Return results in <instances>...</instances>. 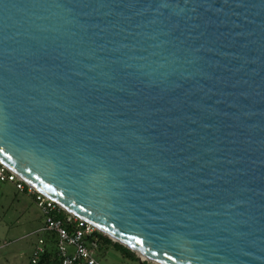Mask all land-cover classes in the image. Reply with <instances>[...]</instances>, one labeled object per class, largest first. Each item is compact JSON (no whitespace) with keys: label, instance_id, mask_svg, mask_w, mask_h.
<instances>
[{"label":"water","instance_id":"1","mask_svg":"<svg viewBox=\"0 0 264 264\" xmlns=\"http://www.w3.org/2000/svg\"><path fill=\"white\" fill-rule=\"evenodd\" d=\"M0 161L141 264H264V0H0Z\"/></svg>","mask_w":264,"mask_h":264},{"label":"rangeland","instance_id":"2","mask_svg":"<svg viewBox=\"0 0 264 264\" xmlns=\"http://www.w3.org/2000/svg\"><path fill=\"white\" fill-rule=\"evenodd\" d=\"M43 224L44 216L32 194L18 190L14 182L0 180V264H31ZM96 256L103 264H141L113 246L97 250Z\"/></svg>","mask_w":264,"mask_h":264},{"label":"built area","instance_id":"3","mask_svg":"<svg viewBox=\"0 0 264 264\" xmlns=\"http://www.w3.org/2000/svg\"><path fill=\"white\" fill-rule=\"evenodd\" d=\"M0 180L12 181L21 190L27 186L28 192L35 196V201L44 216V224L40 227L39 232L50 231L56 234L61 264H103L96 256V248L85 241V236L97 229L95 226L65 210L53 199L21 179L1 161ZM61 209L67 211L65 216L60 217L54 214L55 211ZM44 243L45 239L40 237L33 249V262H36L40 253L44 251Z\"/></svg>","mask_w":264,"mask_h":264},{"label":"trees","instance_id":"4","mask_svg":"<svg viewBox=\"0 0 264 264\" xmlns=\"http://www.w3.org/2000/svg\"><path fill=\"white\" fill-rule=\"evenodd\" d=\"M2 181V180H1ZM8 182V181H5ZM12 182V181H9ZM18 190L23 192H28L27 186L21 190L17 187ZM35 197V196H34ZM55 215L63 217L67 214V211L61 209L60 211H55ZM43 215V214H42ZM39 236L45 239L44 251L40 253L36 262L31 260V264H61V257L58 253L57 248V239L54 232H41ZM85 241L87 244L92 245L97 250H108L111 246L115 247L117 250H120L126 257L132 259H139L137 253L130 249L129 247L123 245L122 243L112 239L109 235L104 232L95 229L91 234L85 236ZM38 243V242H37ZM144 264H147V261H144Z\"/></svg>","mask_w":264,"mask_h":264},{"label":"bare ground","instance_id":"5","mask_svg":"<svg viewBox=\"0 0 264 264\" xmlns=\"http://www.w3.org/2000/svg\"><path fill=\"white\" fill-rule=\"evenodd\" d=\"M139 254H140V256H141L142 259H149V260H152L150 257H148L147 255H145V254H143V253H139ZM152 261H154V262H156V263L159 264V262H157V261H155V260H152Z\"/></svg>","mask_w":264,"mask_h":264},{"label":"crops","instance_id":"6","mask_svg":"<svg viewBox=\"0 0 264 264\" xmlns=\"http://www.w3.org/2000/svg\"><path fill=\"white\" fill-rule=\"evenodd\" d=\"M31 195V194H30ZM33 197H34V195H32ZM34 199H35V197H34Z\"/></svg>","mask_w":264,"mask_h":264}]
</instances>
